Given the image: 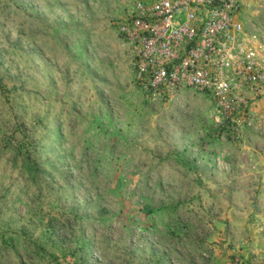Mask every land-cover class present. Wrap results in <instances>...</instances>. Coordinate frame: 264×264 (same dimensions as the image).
<instances>
[{
    "label": "rangeland",
    "instance_id": "374dc122",
    "mask_svg": "<svg viewBox=\"0 0 264 264\" xmlns=\"http://www.w3.org/2000/svg\"><path fill=\"white\" fill-rule=\"evenodd\" d=\"M133 0H0V264H240L264 252L251 123L137 85ZM246 25L264 55V0Z\"/></svg>",
    "mask_w": 264,
    "mask_h": 264
},
{
    "label": "built area",
    "instance_id": "2783aa9c",
    "mask_svg": "<svg viewBox=\"0 0 264 264\" xmlns=\"http://www.w3.org/2000/svg\"><path fill=\"white\" fill-rule=\"evenodd\" d=\"M247 0H133L117 22L132 53L137 85L172 100L186 90L209 95L226 121L251 123L264 93V55L245 19ZM264 264V252L239 259Z\"/></svg>",
    "mask_w": 264,
    "mask_h": 264
}]
</instances>
